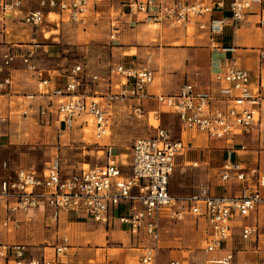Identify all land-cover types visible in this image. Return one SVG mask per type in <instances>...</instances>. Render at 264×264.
Listing matches in <instances>:
<instances>
[{
  "label": "built area",
  "instance_id": "1",
  "mask_svg": "<svg viewBox=\"0 0 264 264\" xmlns=\"http://www.w3.org/2000/svg\"><path fill=\"white\" fill-rule=\"evenodd\" d=\"M97 3H118L129 13H139L154 23L167 21L173 27L196 24L201 31L210 35L222 33L226 20H198L212 12L213 6L222 8V1H228L230 20L240 23L253 4L264 0H96ZM203 1H209L205 4ZM30 0H0V22L10 17H20V21L30 27H39L53 12L67 13L70 22H83L88 9V0H38L36 8L24 11ZM196 19V21H194ZM259 25L264 26V11ZM113 41L117 31L116 21L110 23ZM33 53L18 47H10L0 55V95L8 93L14 84L15 65L19 63L23 73H32L37 79L36 87L43 92L50 105L38 106L32 112L39 119L50 121L51 117L65 131L82 121L83 127L90 119L97 138L109 130L112 105L124 100L134 101V113L141 114V101L147 96V87L153 83L154 73L148 69L112 66L110 74L123 79L118 94L108 93L102 97L105 106L91 97L80 93L87 78L97 82L96 75H88L85 66H74L65 81L54 86L50 78H43L32 60ZM214 92L200 93L191 84H184L176 94L152 96L157 105L177 116L181 128L195 131L209 139L232 140L241 136L260 119V106L264 102V49L258 53V71L252 81L250 73L235 66L214 74ZM55 107L51 110L53 101ZM222 103V104H221ZM158 123L153 137H140L130 146L128 161L120 163L112 155L114 147L104 145L103 165H87L69 175L62 176L58 158L49 162L41 173L33 167L9 173L6 162L0 164V210L7 213L6 220L14 221L9 215L26 214L44 204L50 213L52 223L59 214L83 215L97 226L110 229L114 223L128 228L133 238L142 232L148 241L143 248L138 264H161L158 260L160 231L159 221L163 214L170 220L181 221L184 211L175 208L181 202L187 205L186 212L201 218L209 231L205 252L212 254L220 250L233 237V222L246 219L260 205L264 204V175L251 172L254 183L233 196L212 197L207 189L200 194L178 200L168 192L169 179L173 173L175 157L184 146L181 141H171L168 132L159 125V112H151ZM25 115V113H24ZM6 116L0 108V125ZM230 152L220 171V181L234 178L246 181V168L230 161ZM240 239L244 242L259 236L257 225H243ZM68 240L63 238L52 248H37L36 251L25 244H0V264H74L66 258ZM166 264H182L176 259ZM211 264H234L233 254L228 252Z\"/></svg>",
  "mask_w": 264,
  "mask_h": 264
},
{
  "label": "rangeland",
  "instance_id": "2",
  "mask_svg": "<svg viewBox=\"0 0 264 264\" xmlns=\"http://www.w3.org/2000/svg\"><path fill=\"white\" fill-rule=\"evenodd\" d=\"M58 19V16L50 15L47 22L39 27L23 26L22 30L29 31L30 37L34 39L29 44L38 46L27 50L33 53V63L42 71V76L50 78L52 83L56 79L57 81L65 79L74 66L78 64L85 66L87 74L96 75L99 80L91 82L87 78L83 81L80 93L99 98L94 101L105 106L102 97L108 93L118 94L121 90L120 84L124 82L119 76L110 74L112 66L117 62L111 61L112 52L107 49L112 45L108 44L110 40L107 29H85L84 26L53 29ZM180 30L171 29V31ZM144 31L148 34L157 33L156 35H158L160 33L164 36L163 29H159L158 26L144 29ZM165 31L168 32V29ZM185 31L188 37L194 34V29L189 25ZM185 31H180L177 35L185 34ZM140 33L139 30L127 32L124 35L126 40L123 42L132 47L146 49V51L136 54V50L129 49L124 51L126 52L124 55L127 54L131 61L141 69L158 73L155 74L151 84L157 86L161 75L162 78L163 76L166 78L173 71H177L178 65L175 67L177 63L175 65L173 63L180 61L181 57L175 51L160 49V44L167 49L184 46L180 43L164 46L167 43L156 41L155 38H149L147 34L141 35ZM45 35L48 36L47 39H44ZM140 41L141 43L149 41V44H141ZM166 83L168 84V82ZM12 90L11 96L13 97L10 101L8 100L10 109L6 114L4 110L7 120L0 125V141L2 143L0 144V164L6 162L10 174L29 167H33L37 173H41L55 158H58L62 174L65 175H69L79 168H86L87 165L100 166L105 163L104 155L101 152L104 145L113 146L117 151L114 150L112 155L118 153L119 162L125 163L128 161L130 146L135 139L154 136V129L158 123L153 119L151 112L158 111L159 125L168 132L171 141L178 142L182 138L185 144L187 141L196 142L194 149H184L181 151L183 156L177 158L170 177V192L172 190L181 193L177 194L179 196L187 197L198 194L199 189L209 190L211 185L217 187L220 184L218 178L220 168L216 162L218 161L216 156L221 155L222 147L225 146L224 142L212 143V146H216L214 150L213 147L209 148V143L206 144L205 136L181 132L176 116L168 113L164 107L156 105L151 100L144 101L141 114L134 113V101L124 100L112 105L109 111L108 135L97 138L92 122H89L90 126L85 130L82 121H79L71 131L61 129L60 131L57 124L38 119L32 111L39 104H45L47 100L40 95L43 91L39 90L31 80H20ZM159 93L156 91L157 95H165ZM6 101V98H0V108L7 109L5 108ZM259 116L262 122L261 132L257 137L258 142H261L264 141V108L260 111ZM257 128L259 129V127ZM205 145L207 148L204 151H215L216 154L212 156L213 154L210 152L202 156L199 153L200 160L204 159L203 162L199 161L197 165L189 163L191 159L197 158L198 151ZM259 209L261 212L259 218L262 220L260 226H257L259 234H264V205H260ZM46 218V213L43 215L42 210H39L32 219L33 221L17 223V227L13 228V226L7 230L0 228V237L7 234L10 238V241L7 242L25 244L36 251L37 248H52L63 238L68 240V245L75 246L72 245L73 241L71 242L72 234L80 235V237L88 236V241L84 245H76L77 248H88V253H90L88 263L79 262L78 264H138V252L134 250L132 242L129 243L130 236L123 230L116 228L115 231L107 232V229L103 230L96 225H88V228L80 226L78 229V225L66 223H61L59 228L57 224L51 225ZM182 224L181 222L177 224L175 234L164 233L161 245L163 248L177 246L184 252H192L191 254L182 253L181 256H178L183 257L188 263L192 262V257L197 261H203L206 259V254L203 251L205 247L203 224L198 223L199 227L195 230L191 219L186 220V223L183 224L184 228ZM195 225L197 226V224ZM102 242L103 245H101ZM262 242H264V236H262ZM250 245L252 243L247 244V246ZM96 249L106 251H95ZM74 252L76 251H72V253ZM92 253H96L95 256ZM162 254L166 256V253Z\"/></svg>",
  "mask_w": 264,
  "mask_h": 264
},
{
  "label": "crops",
  "instance_id": "3",
  "mask_svg": "<svg viewBox=\"0 0 264 264\" xmlns=\"http://www.w3.org/2000/svg\"><path fill=\"white\" fill-rule=\"evenodd\" d=\"M38 0H30V3L26 6H24L23 10H32L36 8ZM203 3L207 4L209 1H203ZM264 11V1L259 4H253L251 6V9L246 13L245 18L240 23H235L230 20L231 14L228 8V1H222V8L213 6L212 12L208 15L200 17L198 20L207 22L209 19H225L226 24L225 27L220 34L210 35L207 31H201L199 30V27L196 24H191V26L194 29V34H192L190 37L186 35V27H173L171 26L167 21H162L160 23L154 24L150 21H148L144 15L139 13H129L127 9L121 7L118 5V3H114L113 6L110 5L109 2H102L97 3L96 0H88V9L85 12V14L82 17L83 22H70L69 16L67 13H62L57 15V13L53 12L55 16H58L59 19L57 23L55 24V28L53 29H66L67 27H74V26H84L85 29H107L108 38L111 34L110 29V23L112 21H116L117 25V31L115 32V36L113 41L110 40L108 44L110 45L112 58L111 61H116V65H124L126 67H133V68H139L136 66L134 62L131 61V59L127 56V54L124 55V51H127L129 49L136 50V54L139 52L146 51V49H139L136 47L130 46L128 43L123 42L126 40L125 34L130 31L139 30L141 31V35L149 36V38H155L156 41H161L162 43H167L164 46H171L175 43H180L184 47H179L175 49H167L163 48L160 44V49L164 51H175V53L179 54L180 61H176L173 63L175 67H177V71H173V73L170 76H166V78H159L160 81L157 84V86L149 85L147 87V96L141 101V105L144 108V101L151 100L155 102V100L152 98V96H156V91L160 92L161 94L165 95H173L176 94L179 89L184 84H191L194 87V90L196 92L200 93H207V92H214L216 84L214 82V74L218 72L224 71L229 66H235L240 69H244L248 71L252 77V81H254V78L257 75L258 71V53L260 50L264 49V26L259 25V19L261 12ZM196 21V19L194 20ZM47 19L44 20L43 23H46ZM150 25L158 26L159 29H163L162 36L160 33L158 35L147 33L144 31V29H150ZM23 26H27L23 24L20 21V17H10L9 19H6L2 22H0V55L4 53L7 49L10 47H18L23 51L31 50L33 48H36L38 46L30 45L29 42L34 41L33 38H31V34L29 31H24L22 29ZM48 28L47 26H45ZM153 28V27H152ZM165 29H168V32L165 31ZM171 29H182L180 31L184 32L181 33L179 36L180 31H171ZM156 35V36H155ZM187 40V42H184ZM180 41V42H175ZM141 43V41H140ZM128 44V45H126ZM141 44H149V41H142ZM110 61V60H109ZM135 61V60H134ZM102 62V61H101ZM16 71L13 72L14 74V84L9 90L8 93H5L3 95H0V98H6L7 105L5 108L2 109V112L5 114L8 113L10 109V102L8 103V100L10 101L13 96V88L16 87V84L20 82V80H31L32 83L36 86L37 79L33 76L32 73H23L21 70L23 67L17 63L15 65ZM173 70L174 67H173ZM154 73V71H153ZM155 74L158 73H154ZM160 75V74H159ZM43 78H47V76L43 75ZM65 79H60L57 81L55 80L54 86L61 85ZM168 82V84L166 83ZM176 92V93H175ZM159 93V94H160ZM93 100L99 99L95 97H91ZM46 99V98H44ZM47 100V99H46ZM56 101L54 100L51 106V110L55 107ZM264 103V102H262ZM261 103L260 111H262V108H264V104ZM157 105V103L155 102ZM222 104V103H221ZM47 105H50V102L47 100L45 104H39L38 106H44L47 107ZM37 106V107H38ZM168 113L173 114L169 110L166 109ZM174 115V114H173ZM176 116V115H175ZM177 118V116H176ZM39 119V118H38ZM179 128L181 132H189V133H196L195 131H186L181 128L180 122L177 118ZM48 122V121H47ZM51 123L57 124V128L60 130L65 131L61 125H59L57 122H55V118L52 116L50 121ZM261 118L259 119V122L253 126L250 131L247 133L235 137L232 140H217V139H209L205 136L206 144L209 143V148H212L215 150L216 146H212V143H219L224 142L225 146L222 147L221 155L218 154L216 156V159H218L219 168L221 171V168L223 164L225 163L228 153L230 152V161L232 163H238L243 165L246 168V181L240 182L234 178L230 179L226 183H222L220 181V184L217 185V187H214L211 185L210 189L208 190L209 196L212 197H221V196H233L240 193V191L245 187H251L254 183V177L251 175L252 171H255L259 175H264V141L258 142V134L261 132ZM90 126V125H89ZM259 127V129L257 127ZM60 130V131H61ZM202 135V134H200ZM204 136V135H203ZM182 142V145L184 149H194L195 141H187L186 144L183 142L182 138L180 139ZM247 143V144H244ZM0 144L1 141H0ZM103 148V147H102ZM207 148L205 145L203 149L198 151L197 158L191 159L189 163H192L193 165H197V163L203 162L204 159L200 160L199 153L204 156L205 154H208L212 152V156H214L216 153L215 151H204ZM221 149V148H220ZM219 149V150H220ZM114 150H116L114 148ZM117 151V150H116ZM102 152V150H101ZM118 159L119 154L117 153L115 155ZM183 156V153L180 152L175 157V163L178 157ZM208 156V155H207ZM211 156V155H210ZM188 163V162H186ZM175 167V165H174ZM62 176H66L65 174H62ZM220 176V172H219ZM218 176V178H219ZM220 179V178H219ZM200 189L199 193L200 194ZM168 192L169 194L178 200L186 199L187 197L179 196L177 194H181L178 192H174L171 190L170 192V179L168 183ZM196 194V195H198ZM260 194L264 195V189L260 190ZM195 196V195H192ZM264 205V204H262ZM187 208V205L184 203H179L177 207L175 208L178 211H184L185 216L181 221H174L170 220L166 214H163L159 221V231H160V241L158 244L159 251H158V260L162 264H166L171 259H176L182 262V264H211V261L213 259H218L222 257L224 254L231 252L233 254V261L234 264H264V242H262V236L264 234H259L258 238L255 240L250 241H242L240 239V229L243 225H258L260 226V221L262 219L259 218L260 215V206L252 212L246 219H238L237 221L233 222V237L231 240H229L226 244L223 245V247L218 250L217 252H214L212 254L205 252V247L203 249L204 253L206 254V259L203 261H197L194 257H192V262L188 263L183 257L181 256L182 253L185 254H191L192 252L189 251H182L177 246H167L166 248H163L161 245V239L162 235L165 233L168 234H175V228L179 222L186 223L187 219L193 220V229L198 228V223L203 224V231H204V242L206 246V241L208 239L209 231L207 230V226L205 222L201 218H195L188 214L185 210ZM42 210L43 215L46 213V219L48 222L52 225L57 224L60 228L61 223H66L68 225H78L80 229V226H87L88 225H95L91 222L90 219L85 218L83 215L75 216L74 214H65L60 213L59 218L56 223H52L50 219V213L47 207L44 204H40L35 210L30 211L26 214L23 213H17L14 216L9 215V217L12 219H15L14 221H7V213L4 212V210H0V228L8 229L10 227H17V223H23V222H30L33 221L35 214ZM262 210V209H261ZM182 224L183 228L184 225ZM197 224V226L195 225ZM97 226V225H96ZM101 227V226H99ZM83 228V227H82ZM103 230V227H101ZM116 228L123 230L125 233H127L130 237L128 238L129 243L132 242L133 248L137 254V258L139 260V257L141 256L143 252V248L148 246V241L141 232L139 237L133 238L128 232V228L125 226H121L118 223H114L110 229H107V232L115 231ZM112 229V230H111ZM193 231V230H192ZM73 241L71 246L69 244V249L66 254V258L73 261L74 264H78L79 262L88 263V256L90 253H88V248H77V244L84 245L88 241V236H75L71 235ZM199 240V239H198ZM10 241L9 235H4L3 237H0V244H20V243H11L7 242ZM174 241H176V238H174ZM75 243V244H74ZM106 243V241H105ZM248 243H252V245L247 246ZM104 243L102 242L101 245ZM167 250V251H166ZM180 250V251H178ZM72 251H76L72 253ZM95 251H101L105 252L104 249H96ZM162 253H166V256ZM95 254L96 253H92ZM105 254V253H104ZM108 254V253H107ZM105 256V255H103ZM166 258V260L164 259ZM138 263V262H137Z\"/></svg>",
  "mask_w": 264,
  "mask_h": 264
},
{
  "label": "bare ground",
  "instance_id": "4",
  "mask_svg": "<svg viewBox=\"0 0 264 264\" xmlns=\"http://www.w3.org/2000/svg\"><path fill=\"white\" fill-rule=\"evenodd\" d=\"M150 26H151V27H155V25H150ZM47 38H48V36L45 35V36H44V39H47ZM86 121H87V125L85 126L84 130H85V129H88V128H89V122H92L89 118L86 119ZM104 135H105V136L108 135V130L105 131ZM105 136H104V137H105ZM98 254H99V253H98Z\"/></svg>",
  "mask_w": 264,
  "mask_h": 264
}]
</instances>
